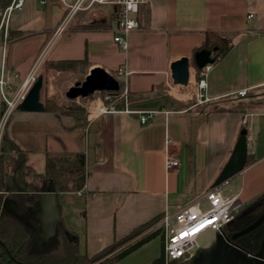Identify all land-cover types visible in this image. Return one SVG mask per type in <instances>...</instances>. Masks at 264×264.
Instances as JSON below:
<instances>
[{"label": "crops", "instance_id": "1", "mask_svg": "<svg viewBox=\"0 0 264 264\" xmlns=\"http://www.w3.org/2000/svg\"><path fill=\"white\" fill-rule=\"evenodd\" d=\"M38 5L25 0L12 12L8 28L18 34L4 54L0 41V63L3 58L18 73L15 87L33 65L47 66L46 96L63 109H17L10 137L28 152L27 163L39 174L47 156L83 154L81 187L55 189L60 223L80 254L99 253L213 186L241 128L246 129V163L220 190L241 206L264 192V0H143L138 28L127 34L126 49L113 41L117 31L109 7L80 10L55 32L65 6L60 0ZM206 32L229 39L231 46L202 74L192 57ZM182 56L189 59L186 88L170 77V63ZM68 61H82L84 77L100 67L117 79L120 88L111 97L116 111L100 112L108 101L94 98L91 117H84L83 124L77 120L81 115L67 108L62 88L50 80L66 72L56 63ZM118 69L126 73L117 74ZM173 90L188 94L178 96ZM97 92L104 96L109 91ZM196 92L202 96L196 98ZM43 94L41 87L42 103ZM140 111H152L143 123ZM165 158L176 159L178 165L166 169ZM13 205L12 199L2 198L4 208L12 211ZM162 250L163 234L115 264H153Z\"/></svg>", "mask_w": 264, "mask_h": 264}, {"label": "trees", "instance_id": "2", "mask_svg": "<svg viewBox=\"0 0 264 264\" xmlns=\"http://www.w3.org/2000/svg\"><path fill=\"white\" fill-rule=\"evenodd\" d=\"M10 2L11 0H0V20L4 9ZM17 34L16 30L8 29L9 43ZM230 46L229 39L214 32H206L203 42L193 50V53L201 49L211 50L214 63L229 50ZM75 62L83 64L82 61L58 62L56 67L58 69L70 68L72 67L71 64ZM57 64L59 65L57 66ZM194 67L197 71L201 70L195 65ZM107 93L111 96L117 95V92ZM47 102H49L47 99L43 102L44 110L49 109L50 105ZM116 107H122V102L116 104ZM72 110L77 109L72 108ZM4 111L5 103L0 98V119ZM84 117V114H82L77 120L83 124ZM27 161L28 152L19 149L4 131L0 144V240L7 251L0 245V264H115L150 239L158 235L162 236L161 228L157 227L138 238H134L141 233L140 229L143 225L102 249L99 253L86 256L79 253L77 244L74 241L67 239L66 232L68 231L59 222L56 234L40 248L25 223L26 221L32 222L27 204L33 203L37 193L50 182L57 191L80 188L83 180L84 156L82 153H77L72 157L47 156L45 170L42 174L35 173ZM33 180L38 182V185L32 182ZM67 182L72 183V185L67 187ZM32 191L35 193L30 194L29 192ZM4 196L13 200L14 205L12 208L15 212L2 206ZM263 211L264 192L237 211L233 221L224 229L225 233L227 232L226 234L231 236L234 232L255 221ZM21 214L26 217L25 220L20 216ZM263 235L264 220L251 231L236 237L234 242L244 252L253 254L258 250ZM162 251L153 264H163ZM190 263L191 260L171 261L168 264Z\"/></svg>", "mask_w": 264, "mask_h": 264}, {"label": "built area", "instance_id": "3", "mask_svg": "<svg viewBox=\"0 0 264 264\" xmlns=\"http://www.w3.org/2000/svg\"><path fill=\"white\" fill-rule=\"evenodd\" d=\"M50 0H37L39 5H45ZM65 6V14L60 25L55 32L64 28L66 23L80 10H87L94 6H106L112 10L113 22L116 27L117 34L114 35L113 41L120 46L121 49L128 47L127 34L138 28V14L140 4L143 0H60ZM25 3V0H11L8 6L4 9L0 20V41L2 45V53L4 54L8 43V27L9 19L12 12L20 10ZM248 18L252 14L247 15ZM36 64L29 69L18 86H14L13 79L19 75L15 71H11L6 67L5 61L2 58L0 63V98L5 103L6 113H10L18 103L23 99L27 90L36 78L34 68ZM210 67V64L201 68V73L204 74ZM126 73L118 69L117 74ZM189 84V82H188ZM187 84V85H188ZM184 85L182 87H185ZM198 88L205 85L204 79L197 82ZM183 92L189 90L183 89ZM245 90L238 91L239 95H244ZM190 94V93H189ZM120 95H124L120 94ZM196 98L202 96L201 93H194ZM112 96L105 94L102 101H108V106L101 105L100 112L116 111L112 104ZM94 98L87 105L89 114L92 113L89 106L93 105ZM127 111V110H125ZM152 111H140V122H144L148 114ZM178 165V161L172 158H165L164 166L166 169L173 168ZM241 207V203L233 196H228L222 193L220 186H211L205 189L198 197L190 203L179 206L173 212L164 213L158 219L154 226L159 227L163 234V264H168L171 261H187L191 260L196 251L201 247L198 243V236L204 231H213L222 233L227 226L233 221L235 214Z\"/></svg>", "mask_w": 264, "mask_h": 264}, {"label": "water", "instance_id": "4", "mask_svg": "<svg viewBox=\"0 0 264 264\" xmlns=\"http://www.w3.org/2000/svg\"><path fill=\"white\" fill-rule=\"evenodd\" d=\"M192 61L196 67L203 68L207 64L213 62L211 50L201 49L194 52ZM170 77L174 84L187 85L189 79V59L186 56L179 57L172 61L169 65ZM42 76H37L23 99L18 103L17 109L22 111H41L43 103L40 101V90L42 87ZM119 82L117 79L105 71L103 68L94 67L89 70L82 81H76L65 91L68 99L77 97H91L97 91L117 92L119 90ZM246 129L241 128L232 148L229 158L221 168L219 174L213 182V186H220L227 179L241 171L246 163ZM28 205V210L32 222L26 221L31 236L40 248L52 238L57 232V225L60 222V212L58 209L57 194L52 182L47 184L45 188L37 193L34 202ZM6 208V207H5ZM11 210L14 211L13 208ZM24 220L26 217L20 215ZM264 220V211L252 223L234 232L231 237L220 233L211 245L201 247L192 257L190 264H264V235L260 241L258 250L253 253L244 252L238 245L232 242V239L243 235ZM155 221H151L144 225L140 232L153 227ZM68 240L71 241L72 234L66 232ZM0 245L4 246L0 240ZM7 251V249L5 248Z\"/></svg>", "mask_w": 264, "mask_h": 264}, {"label": "rangeland", "instance_id": "5", "mask_svg": "<svg viewBox=\"0 0 264 264\" xmlns=\"http://www.w3.org/2000/svg\"><path fill=\"white\" fill-rule=\"evenodd\" d=\"M38 6L39 7H44V6H40V5H38ZM91 8H93V7H91ZM8 41H9V39H8ZM7 48H8V46H7ZM24 50H25L24 48H21L20 50H18L19 51V56L21 54H22V56L24 55L22 53ZM71 65H72V67L63 69V70L66 71L64 75L57 76L56 78H51L50 80L54 81L57 86H60L62 88L61 89V92H62L61 94L65 98L64 101L67 104V108H71V109L75 108V109H77L76 111H77V113L79 115L84 114V116L86 117L89 114L88 110H86L87 109V103H89L92 98H95L97 96L103 97V94L100 93V92H97V93H94L93 94L94 96H92L91 98L79 97V99H77V100H70V99L66 98L65 95H64V92L66 91V89L69 88L70 86H72L74 84V82L82 81L84 79V76H83V74H84L83 64L80 63V62H75V63H72ZM45 68H47V66L44 67L43 64H41V66H36V68H34L36 76H42V80H43L42 92L44 91V94H43V96L41 98L44 97V100L47 99V101H49V102H47L50 105L49 109H52L54 111L62 110L63 108L60 107L59 105L57 107V104H56L55 100L51 96H48V97L46 96L47 95L45 93L46 87H47L48 82H50V81L48 80V78H47L48 75L46 73L48 70L45 71ZM122 85H123V83H122ZM173 93H174V90H173ZM176 95L179 96V94H176ZM60 108H62V109H60ZM16 110H17V106L10 113H6L5 116L2 115V117L0 119V144H1V138H2V135H3L4 131L6 132L8 138L15 144L13 139L10 137V126L12 125L11 121H12V117H13V112L16 111ZM66 184H67V187H68V184H70V182L69 183L67 182ZM243 206L244 205H242L240 208H242ZM217 238H220V233L219 232H213V231L207 230V231L202 232L198 236V243H199V245L201 247H207V246L211 245Z\"/></svg>", "mask_w": 264, "mask_h": 264}, {"label": "flooded vegetation", "instance_id": "6", "mask_svg": "<svg viewBox=\"0 0 264 264\" xmlns=\"http://www.w3.org/2000/svg\"><path fill=\"white\" fill-rule=\"evenodd\" d=\"M222 232L224 233L225 236H228V235L226 234L227 232L225 233L224 230H223ZM228 237H231V236L229 235ZM234 239H235V238H234ZM234 239H232V242H233V243H235V242H234ZM235 244H236V243H235ZM236 245H237V244H236ZM200 248H201V247H200ZM200 248H199V249H200ZM199 249H198V250H199ZM198 250L196 251V253L198 252ZM196 253H195V254H196Z\"/></svg>", "mask_w": 264, "mask_h": 264}, {"label": "bare ground", "instance_id": "7", "mask_svg": "<svg viewBox=\"0 0 264 264\" xmlns=\"http://www.w3.org/2000/svg\"><path fill=\"white\" fill-rule=\"evenodd\" d=\"M174 94H179V96H182V95H187L188 93H180V92L174 91Z\"/></svg>", "mask_w": 264, "mask_h": 264}]
</instances>
